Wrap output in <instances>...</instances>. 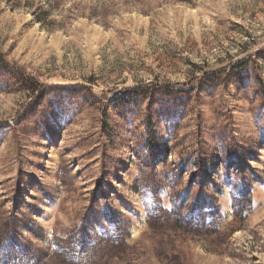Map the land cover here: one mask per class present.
Listing matches in <instances>:
<instances>
[{
  "label": "rangeland",
  "instance_id": "374dc122",
  "mask_svg": "<svg viewBox=\"0 0 264 264\" xmlns=\"http://www.w3.org/2000/svg\"><path fill=\"white\" fill-rule=\"evenodd\" d=\"M0 264H264V0H0Z\"/></svg>",
  "mask_w": 264,
  "mask_h": 264
},
{
  "label": "trees",
  "instance_id": "16d2710c",
  "mask_svg": "<svg viewBox=\"0 0 264 264\" xmlns=\"http://www.w3.org/2000/svg\"><path fill=\"white\" fill-rule=\"evenodd\" d=\"M1 60V59H0Z\"/></svg>",
  "mask_w": 264,
  "mask_h": 264
}]
</instances>
